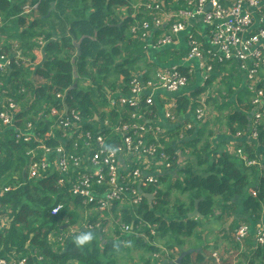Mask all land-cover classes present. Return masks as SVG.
<instances>
[{
	"label": "trees",
	"instance_id": "obj_1",
	"mask_svg": "<svg viewBox=\"0 0 264 264\" xmlns=\"http://www.w3.org/2000/svg\"><path fill=\"white\" fill-rule=\"evenodd\" d=\"M26 1L37 0H0V47L10 55L22 57L19 64H11L3 77L5 83L11 85L5 89L19 102L20 116L33 121L36 132L42 135L52 123V119L44 114L51 106L60 105L62 101L55 94L62 92L63 104L70 110L79 111L84 119L93 121L98 107L107 104V96L117 88V82L123 81L118 87L127 91L126 83L132 72L139 68V63L146 61L144 42L130 29L135 0H40L37 9L29 15L31 17L21 14V6ZM162 1L168 4L171 0ZM38 37L43 39V45L39 63L33 69L29 63L36 59L34 51L39 46L35 39ZM183 54L163 50L159 59L168 61ZM25 62L28 65L25 66ZM227 65L229 67L225 68ZM236 66L235 60L212 62V72L217 70L227 77L223 88L225 95L220 94L223 96L220 103L215 97L201 94L214 76H210L200 88L178 97L176 115H189L188 109L194 111L198 96L205 97L208 103L213 101L219 112L226 109L223 116L228 133L220 141H210L217 135L212 130L206 132V123L201 128L194 126L183 132V145L190 150L191 158L188 157L179 169L180 174L174 175L175 178L167 172L161 174L158 185L162 187L145 189L153 194L151 202L144 197L138 206L119 210L120 221L132 225L133 231H139L141 235L127 236L117 228L116 235L121 239L117 241L106 239L105 234L96 231L82 230L64 235L65 225L77 223L81 226L84 221L71 208V204L77 206L78 200L55 184L56 174L42 179H25L28 144L15 143L10 129L0 134L3 153L0 156V185L15 186L0 195V216L9 222L0 232V256L7 257L15 250L27 257L26 264H117L114 254L126 250L129 245L150 252L149 257L141 259V264H175L177 257L174 258L173 254L167 256L165 252H176L186 239L194 238L197 241L195 246L180 252L177 261L179 264H210L205 246L200 245L202 217L220 220L223 231L229 218L228 230H234L242 222L251 227L264 218V122L258 126V138L251 147H247L244 136H236L237 132L249 133L253 109L251 93L240 88L244 79ZM259 74L264 76V69ZM192 83L190 79L188 86ZM18 86L25 89L24 93H17ZM116 114L111 112L110 118L114 120ZM86 127L90 128V125ZM179 130L173 128L167 133L175 137ZM55 133L59 134V131L55 130ZM228 135L229 140H234L233 149L243 148L247 156L257 162L247 165L232 150L222 148ZM165 149L176 162L179 156L175 144L165 142ZM173 190L185 194L187 202L179 196L172 199ZM196 200H199L200 216L188 217ZM57 204L61 207L53 215L51 209ZM88 218L92 219L91 216ZM64 219L68 221L65 224ZM147 224L152 227L148 228ZM83 234H90L91 239L80 244L78 237ZM51 235L55 237L52 241ZM60 238H63L62 242ZM160 240H163L162 247L158 243ZM244 248L242 264H264V244L257 245L253 237L248 236ZM33 251L42 259L36 260ZM155 253L160 258L154 257ZM220 264L231 262L225 259Z\"/></svg>",
	"mask_w": 264,
	"mask_h": 264
},
{
	"label": "built area",
	"instance_id": "obj_2",
	"mask_svg": "<svg viewBox=\"0 0 264 264\" xmlns=\"http://www.w3.org/2000/svg\"><path fill=\"white\" fill-rule=\"evenodd\" d=\"M39 2L40 0L23 3L21 14L31 15ZM171 2L165 4L162 0H135L132 4L131 16L134 20L130 26L131 33L144 40L149 31L160 28L163 34L157 39L155 47H163L175 42L176 35L185 30L189 20L202 18L206 30L188 34L186 58L196 60L205 81L212 74L213 61H236V69L242 74L245 88L251 93L253 108L249 133L237 132L236 136L257 140V128L264 122V76L259 74L264 69V0H226L225 4L218 0ZM173 5L177 8H171ZM1 23L0 17V26ZM35 41L39 46V56L36 54V59L29 63L31 68L39 63L40 48L43 45L41 37ZM1 50L0 47V133L10 129L15 143L28 144L25 150V179H42L56 174L55 184L65 188L68 194L78 200L77 206L84 209L80 214L84 221L79 229L65 225L66 232L86 230L104 234L106 223H113L122 234L141 235V232L133 231L132 225L116 219H120L121 208L129 210L141 204L145 197L143 192L149 186H159L161 174H171L175 168L179 173V169L184 166L187 157L183 154L189 149L183 145V132L204 121L208 110L205 97L197 98L194 122H185L177 136L173 137L176 153H182L178 154L176 162L165 149L169 135L154 120V105L156 93L161 92L164 117L166 120H173L177 100L170 94H178L188 86L192 69L183 71L179 66L173 65L158 69L147 78L132 74L126 83L127 93L110 101L112 106H116L112 112L117 114L114 120L106 118L103 125L111 135L106 134L107 131L89 130L86 125L93 121L84 119L75 109L70 110L63 104L64 93L57 92L55 96L62 102L59 106H51L44 114L52 119V123L49 130L39 135L34 122L20 116L19 102L5 89V86L11 88V85L5 83L6 78H3L8 67L13 63L19 64L22 57ZM24 65L28 63L25 62ZM259 83L262 84L259 86ZM24 91L22 86H18V94ZM233 152L247 165L257 162L256 159L249 158L240 147ZM2 154L0 149V156ZM14 187L0 185V195ZM250 193L255 195L251 189ZM60 207V204L53 206L51 213L57 214ZM88 209L95 213L92 219L88 218L91 214ZM67 222L64 219L63 223ZM8 223L0 216V232L7 228ZM60 225L62 226V222ZM147 227L152 226L147 224ZM151 232L154 234L153 229ZM249 232V225L244 222L231 232L239 252L244 248V240ZM59 240L62 242L63 238ZM254 242L257 245L264 244V222L256 225ZM214 251V261L220 263V256ZM155 254L157 255L153 256L157 258L159 254ZM33 256H36V260L42 259L35 251ZM26 261L27 257L15 250L7 257L0 256V264H26Z\"/></svg>",
	"mask_w": 264,
	"mask_h": 264
},
{
	"label": "crops",
	"instance_id": "obj_3",
	"mask_svg": "<svg viewBox=\"0 0 264 264\" xmlns=\"http://www.w3.org/2000/svg\"><path fill=\"white\" fill-rule=\"evenodd\" d=\"M171 1L169 3H172ZM171 8H173V7L171 6ZM167 24H169V23H167ZM205 30H206V25L203 23L202 18L197 17V18L191 19V20H189V23H188L187 27L185 28V30L179 32L176 35L175 42H173L167 46H163V47H155L157 39L163 34V30H161L159 28V29H153V30L149 31V33L147 34V37L144 38V40L140 39L144 42V54L146 56V61L144 63H139V68L134 70L132 72V74H138L144 78H147L148 76L153 74L158 69L177 65V66H181V67L186 68V69H189V68L192 69L191 81L193 82L192 83L193 85L188 86L186 89H183L178 94H174V95L170 94V95L177 100L178 97H180L182 94H189V93H191L192 89L200 88L201 86H203L206 83V81L204 80L202 73L198 69L196 60L186 58L187 57V36L189 33L198 32V31L201 32V31H205ZM163 50H169V51H171L177 55L181 54L182 52L184 54L180 58L178 57L176 59H170L168 61H161L159 59V54ZM228 67H229V65H227L225 68H228ZM211 76H214V78L211 79L210 84L207 86V90L205 92H202L201 94L207 95V97H215L217 100V103H220L221 100H223V96L221 97L220 94L223 93V95H225L223 92V88H224V82L227 81V77H226L225 73L219 72L217 70H216V72L215 71L212 72ZM121 82H123V81H118L117 85H116L117 88L111 94H109L107 96L108 97L107 104L98 107V109H97L98 114H96V116L94 117L93 123L90 124L89 130H92V131H108L107 127H105L103 125V122L105 121L106 118L110 119V114H111L113 108L116 107V106H112L110 104V101L111 100L115 101L118 98V96H120L121 94L127 93V91H122L120 89V87H118L121 85ZM243 87L245 88V83L242 80V86L240 88H243ZM161 95H162L161 92H157L156 96H155V105H154L155 118H154V120H156L157 123H159L163 128H165L167 130V132L173 128L175 130H177L178 128L181 129L182 128L181 126L185 122H192V123L194 122V120H193L194 111L190 112L189 109L186 111V112H188L189 115H186V114L176 115L175 114V118L173 120H171V121L166 120L164 117V109H163L164 100L161 99L162 98ZM209 100H211V99H209ZM189 101H190V98H189ZM210 103H211V101H210ZM213 109L215 110V108H213ZM216 116H218V115H216ZM204 123H206V128H205L206 132L208 130H212L217 136H219L218 133L221 129L218 128L216 130L215 128H213L214 123L211 122L209 119H205L203 122H200L196 126L201 128L204 125ZM215 123H216L215 125H217L218 121ZM196 132L197 131H195V133ZM227 133H228L227 129H226V131L223 130L222 135L227 134ZM0 134H2V133H0ZM168 135H169V140L167 142H169L171 145H174V143L172 142V140H174L173 136H170L169 133H168ZM229 139H230V136L228 135V140H225L226 141V142H224L225 145L222 148L227 147L229 150L232 149V151H233V146H231V145H234V140H229ZM244 139H245L244 142L248 144L247 147H251L252 144L254 143V140H251L246 136H244ZM217 141H220V140H217ZM260 222H264V218H262V220H260L259 223ZM257 224L258 223H253V224H251L252 225L251 227L249 225L250 232H249L248 236L253 237V240H254V232H255ZM229 231H230L229 234L231 236V232L233 230H229ZM244 250H245V248H244ZM240 253H242V252H240ZM229 254H230L229 251H227V252L224 251L225 256H220V260L222 261L224 259V257L228 256ZM206 257L209 259L210 263H212L211 259L209 258L210 256L206 255ZM242 263L243 262L241 261L239 264H242ZM217 264H219V263H217Z\"/></svg>",
	"mask_w": 264,
	"mask_h": 264
},
{
	"label": "rangeland",
	"instance_id": "obj_4",
	"mask_svg": "<svg viewBox=\"0 0 264 264\" xmlns=\"http://www.w3.org/2000/svg\"><path fill=\"white\" fill-rule=\"evenodd\" d=\"M31 19H28V21ZM34 53H35V55L37 54V56H39L38 49L35 50ZM34 68H35V66H33V69ZM221 101H223V100H221ZM206 104H207L208 110H207V113L205 115V119H209L211 122H213L214 123L213 128H215L216 130L218 128L221 129L218 133L221 136H218V137L216 136V137L210 138V141L211 140L224 139V136L226 134L222 135V133H223V130L226 131V126H225V118H224L223 114L226 112V109L222 110L221 112H218L213 101H211V103L206 102ZM213 108H215V110ZM216 115L220 116V118H218V120L216 118L217 117ZM217 121H218V124L215 125L216 124L215 122H217ZM106 134L111 135V132L107 131ZM201 141H203V140H201ZM200 145H201V142L197 146L199 147ZM231 146H233V145H231ZM189 151L190 150H188L187 153H184L183 156H185L187 158L188 157L191 158ZM178 154L182 155L181 151H179ZM186 162L187 161H184L183 165H185ZM176 170H177V168H175L174 170L171 171V175H173V176H171V178H175L174 175L178 174V171H176ZM159 187H162V186L160 185ZM171 192H172V194H171L172 199L174 196H179V198L183 202H187V198H186L185 194L181 195L175 190H173ZM74 207H75V205L71 206V208L75 209L79 213V216H80V213H83L84 209L80 206H77L75 208ZM89 210L91 212L90 216L93 217L95 215V213H93L94 211L92 209H88V211ZM201 219H202V226L199 228V230L201 232L202 238H201L200 245L205 246V254L210 256L209 258L211 259L212 264H217L214 261V258L212 256V253L214 250H215L214 252H217V255H219V256H225L224 251L230 252V254L228 256L224 257V259L220 262H223L226 259V260H229V262H231V263L234 262L235 264H239L243 258L241 256V253H239V249L236 250V245L233 243L232 237L229 234L230 231L228 230V224L231 221V218L228 219V223H226L227 225L226 224L224 225L225 231L222 230V227H221L222 225L220 224V222H221L220 220H217L214 218H204V217H202ZM116 220L118 221L120 219L117 218ZM66 226L75 227L77 229H79V227H80V225L77 223H74L71 225H66ZM63 229H64V235L69 234V232L65 231V228H63ZM104 234L106 236V239H108V238L110 240L115 239L116 241L121 240L116 235L115 225L113 223H109V224L106 223V230H105ZM54 238H55L54 235L50 236L51 241L54 240ZM158 243H159V246L162 247L163 240H160ZM195 243H197V241L194 238H188V239H186L185 244L183 246L179 247L176 250V252L170 253V252L166 251L165 248H162V249L166 251L165 255L170 256L173 254V256H175L174 258L177 257V259L175 260V264H179L180 262L177 261L178 258H180L179 253L182 251L185 252V251L191 250L195 246ZM126 247H127L126 250H121L117 254H114V256L117 260V264H134L135 262H138L141 264L142 258L145 259L146 257L150 256V252H145L143 249L134 248V247L129 246V245ZM195 249H197V248H195ZM195 249H193L192 251H195ZM240 252H242V251H240ZM156 255L157 254H154V256H156ZM158 258H160V257L158 256ZM209 263H210V261H209Z\"/></svg>",
	"mask_w": 264,
	"mask_h": 264
},
{
	"label": "water",
	"instance_id": "obj_5",
	"mask_svg": "<svg viewBox=\"0 0 264 264\" xmlns=\"http://www.w3.org/2000/svg\"><path fill=\"white\" fill-rule=\"evenodd\" d=\"M208 7V5H207ZM8 70H10V68L8 67ZM139 190H141V188L139 187ZM145 198L147 199L148 202H151L153 196L150 193H143ZM199 200L195 201V208L193 209L192 212L188 213L187 216L188 217H197L200 216L198 209H197V205H198ZM183 255V254H182ZM169 262H174L173 260H168Z\"/></svg>",
	"mask_w": 264,
	"mask_h": 264
},
{
	"label": "clouds",
	"instance_id": "obj_6",
	"mask_svg": "<svg viewBox=\"0 0 264 264\" xmlns=\"http://www.w3.org/2000/svg\"><path fill=\"white\" fill-rule=\"evenodd\" d=\"M10 68V67H9ZM236 148H239V147H236ZM235 148V149H236ZM241 148V147H240ZM243 150V149H242ZM244 152V151H243ZM232 153H234L235 154V152H232ZM144 193V192H143ZM146 193V192H145ZM243 223V222H242ZM245 223V222H244ZM236 228V227H235ZM234 228V229H235ZM91 239V235L90 234H83V235H81L80 237H78V243H80V244H83V243H85L86 241H88V240H90ZM243 250V249H242Z\"/></svg>",
	"mask_w": 264,
	"mask_h": 264
}]
</instances>
